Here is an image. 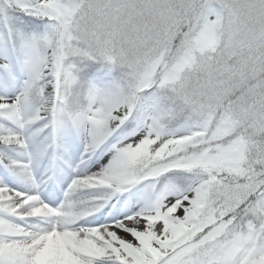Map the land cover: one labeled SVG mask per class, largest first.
<instances>
[{
    "label": "snow or ice",
    "instance_id": "6c2138e0",
    "mask_svg": "<svg viewBox=\"0 0 264 264\" xmlns=\"http://www.w3.org/2000/svg\"><path fill=\"white\" fill-rule=\"evenodd\" d=\"M0 264H264V0H0Z\"/></svg>",
    "mask_w": 264,
    "mask_h": 264
}]
</instances>
